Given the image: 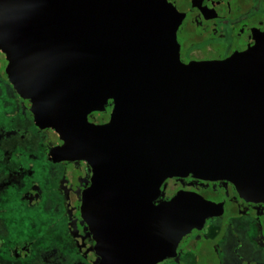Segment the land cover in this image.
Instances as JSON below:
<instances>
[{"label":"water","instance_id":"1","mask_svg":"<svg viewBox=\"0 0 264 264\" xmlns=\"http://www.w3.org/2000/svg\"><path fill=\"white\" fill-rule=\"evenodd\" d=\"M188 9L187 0H0L7 78L35 123L62 140L51 157L91 165L92 196L140 184L144 193L146 183L154 200L167 178L192 175L264 202V35L223 61L183 64L175 33ZM108 99V123H88ZM209 215L185 194L152 205L141 226H105L114 243L99 264H154L149 250L169 256Z\"/></svg>","mask_w":264,"mask_h":264},{"label":"flooded vegetation","instance_id":"2","mask_svg":"<svg viewBox=\"0 0 264 264\" xmlns=\"http://www.w3.org/2000/svg\"><path fill=\"white\" fill-rule=\"evenodd\" d=\"M187 2L175 33L183 64L223 61L264 35V0ZM6 65L0 52V264H99L98 253L114 243L105 226H141L148 208L177 194L204 201L210 215L169 256L149 250L154 264H264V202L239 195L228 181L167 178L154 200L146 183L144 193L143 184L140 193H88L93 168L86 160L51 157L63 142L35 123L32 103L14 91ZM112 109L108 99L88 123H108ZM110 208L115 214L104 215Z\"/></svg>","mask_w":264,"mask_h":264}]
</instances>
